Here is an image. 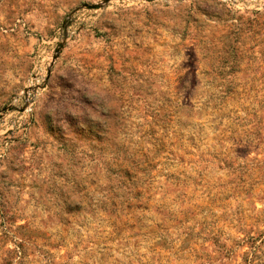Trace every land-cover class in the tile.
<instances>
[{
    "label": "rangeland",
    "instance_id": "rangeland-1",
    "mask_svg": "<svg viewBox=\"0 0 264 264\" xmlns=\"http://www.w3.org/2000/svg\"><path fill=\"white\" fill-rule=\"evenodd\" d=\"M0 264H264V0H0Z\"/></svg>",
    "mask_w": 264,
    "mask_h": 264
}]
</instances>
